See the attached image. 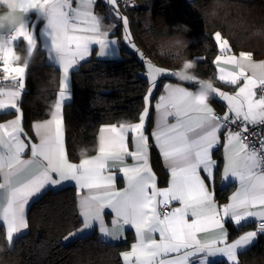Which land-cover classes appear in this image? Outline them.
Instances as JSON below:
<instances>
[{
    "label": "snow or ice",
    "instance_id": "1",
    "mask_svg": "<svg viewBox=\"0 0 264 264\" xmlns=\"http://www.w3.org/2000/svg\"><path fill=\"white\" fill-rule=\"evenodd\" d=\"M57 2L63 9L60 20L64 30L48 34L65 78L72 65L89 54L90 43L104 47L108 32L101 31L98 18L93 13L96 0H79L80 6L72 9V15L65 10L69 7V0ZM118 2L106 0L114 9ZM33 3L34 0H23L21 11H27ZM121 19L127 29L128 20ZM16 37H22L29 46H35L27 29L21 28ZM126 39L135 47L130 34ZM214 39L221 52L230 50L228 40L223 39L221 33H215ZM8 62L5 56L4 65ZM245 62L253 71L264 69V63L252 61L251 53H241L239 59L234 55L226 58L218 55L214 61L236 69L229 71L219 67L220 81L236 85L244 77V85L235 95L214 88L213 92L227 102L228 112L223 118H218L210 106L193 107L190 93L185 88L165 84L166 94L161 95L156 104L157 110L163 112L164 125L152 133V138L170 168L167 189L157 187L149 162V138L144 133L149 114L147 107L139 123L103 130L110 136L101 138L97 157L99 163L91 171L88 160L81 161L79 165L68 162L60 119L50 121L47 127L51 131L54 125V132L45 135L39 145L31 147L32 158L39 157L41 162L22 159L28 145L21 138L22 113L16 101L24 87L25 67H4V72L11 71L20 77L17 89L6 93L8 103L0 100V109L11 107L17 113L15 120L0 125V173L4 178L0 189L7 193L6 203L0 206V221L6 226L8 240L11 241L14 234L28 227L25 209L30 198L40 194L47 185L56 186L61 181L72 180L78 189H88V195L83 196L80 202L83 229H89L95 223L102 233L113 239L124 237L126 225L135 229L137 243L132 245L130 252L122 254L124 264H131L133 257L135 264H192L191 258L205 251L222 253L229 262L236 264L237 249L249 245L256 233L249 232L229 242L226 220L239 224L248 217H255L264 227V139L256 147L244 135L248 131L247 124H264V96L256 98L253 91L258 85L264 86V73L259 81L246 77ZM147 69L150 87L146 103L157 86V76L170 74L168 70L154 67L151 63L147 64ZM64 89L62 82L61 95H64ZM56 110H60L59 103ZM169 117H173L174 122H168ZM240 121L246 124L239 131H233L230 126ZM225 128L228 130L224 132L223 139L225 165L222 177L234 178L239 187L229 198V203L220 206L216 204L209 186L215 180L213 149L221 143L220 132ZM129 131L134 136V152L128 151L126 133ZM125 155L131 156L136 163L119 168L128 180V186L118 191L115 188L117 177L103 173L108 170L109 161L113 162L115 169L116 162L122 164ZM174 201H178L180 206L173 207ZM106 209L114 214L116 235H113L114 230L106 227ZM153 233L159 234V240L153 238ZM201 233H212V236L202 240L199 237Z\"/></svg>",
    "mask_w": 264,
    "mask_h": 264
},
{
    "label": "trees",
    "instance_id": "2",
    "mask_svg": "<svg viewBox=\"0 0 264 264\" xmlns=\"http://www.w3.org/2000/svg\"><path fill=\"white\" fill-rule=\"evenodd\" d=\"M223 4L216 7L214 0H135V5L123 8L136 50L120 40V58L92 56L71 73L72 98L64 108L65 149L70 160L84 157L79 152L81 148L87 151V156L96 152L100 128L131 124L140 119L149 86L148 79L142 75L146 60L172 70L179 67L183 58L193 59L197 77L227 87L214 78V60L219 53L214 39L216 31L228 40L234 53H251L256 59L264 57V0H223ZM213 10L216 14L210 15ZM96 11L104 14L108 9L100 0ZM179 25H187L190 31L179 33L189 42L187 48L177 53L167 50L164 43L177 35L178 29L173 26ZM116 29L115 34L121 39V28ZM19 48L23 50V45ZM59 80V69L45 63L42 52L36 49L27 65L25 91L19 105L26 131L32 121L50 115ZM163 81L166 79L158 83L152 99L160 94ZM212 102L221 114V104L214 99ZM149 125L150 122L147 128ZM148 138L150 165L163 185L165 170L155 144ZM215 157L217 176L222 162L219 150ZM230 189V186L216 188L215 196L225 199ZM26 221L27 232L12 241L6 239L0 226V264H121L120 253L130 243L127 240L110 244L95 233L83 237L72 235L81 226L73 186L44 191L30 203ZM240 231L231 229L230 237ZM236 264H264V235L238 254Z\"/></svg>",
    "mask_w": 264,
    "mask_h": 264
},
{
    "label": "crops",
    "instance_id": "3",
    "mask_svg": "<svg viewBox=\"0 0 264 264\" xmlns=\"http://www.w3.org/2000/svg\"><path fill=\"white\" fill-rule=\"evenodd\" d=\"M99 1L100 0H96L95 4L93 5V13L98 18L101 31L102 32L103 31L108 32L107 38L105 40V45L103 48H101L100 45L96 44L95 42L90 43L88 46L89 54L86 57H84L83 59H80V60L78 59L76 61V63L73 64L72 67L69 69L68 75L65 78L63 76V71H62L61 65L59 64V62L56 58V54L54 53L52 46H51V38H50V35L48 34L50 32V29H48L45 26V22L37 16L35 11L29 10L24 16L25 28L30 32V34L32 35L33 40H34V45H35L34 46V52L36 51V49H39L42 52V56H43L45 63L52 65V66H55L59 69L60 80H59L58 91L56 94V100H55V103H54V106L52 108L50 115L45 119L32 121L30 123L29 129L27 131L22 126V120H21V127L23 129V132L21 133V138L28 145V147L25 150V153L22 154V159H25V160L34 159L37 162H41L39 157L32 158L31 147L33 145H39L41 143L42 138L45 135H49V134H52L54 132V127H55L54 125L51 126V131L49 130V128L47 126H48L50 121H53L55 119H60L62 121L61 130L63 132L64 148H65V135L66 134H65L64 108H65V104L70 102V100L72 98L71 81H70L71 80V73L73 71L77 70V68L79 67V65L82 62H84L85 60L89 59L92 56L95 58H98V59H118L121 57V51L119 48V41L120 40H121V42H124V41L122 38L121 39L118 38V35L115 34V31L117 30L116 27L119 26V23L116 19L113 18L112 14L110 12L106 11V13L100 14L96 11V4ZM79 6H80L79 0H69V7L65 10L68 11L70 15H72L73 14L72 9L77 8ZM110 25H114V26L110 28L109 27ZM20 44L23 45V50L27 47V42L22 37H17V39L14 42V46L17 48ZM128 46L130 47V45H128ZM19 50H21V49L19 48ZM23 50H21V51H23ZM240 54L241 53H234L233 51L229 50L227 52H224V54L218 53L217 56L220 55V56H223L226 58L227 56H233L234 55L237 57V59H239ZM217 56H216V58H217ZM216 58L214 61H216ZM252 61L256 64H261V63H264V57L259 58V59L252 58ZM0 62L3 63V60L0 59ZM151 64L154 67L162 69V67H160L156 63H151ZM6 66L9 68L25 67V73L23 74V79L25 81V74H26L27 65L25 66L22 64H18V63H14V62L9 61L8 65H4V67H6ZM219 67H225L229 71L236 70L234 68V66H232V65H224L223 63H220V64L214 63L215 81H219L220 83L225 84L227 86V87H221V86L213 83L214 88L219 90V91H222L224 93H227L229 95H235L238 92L239 87H243L244 77H241L238 80L236 85L227 84V83L222 82L218 79V76H219L218 68ZM169 72L171 73L170 70H169ZM244 72H245L246 77H253L257 81H259L261 74L264 73V69L257 68L255 71H253V69L247 67V64L245 62ZM142 75L148 79V83H149V78H148L147 72H145V71L142 72ZM6 79L16 83L13 86L0 87V100H4L5 103H8V97H7L6 93L9 91L17 89L20 77L18 74L12 73L11 71H9V72H7ZM162 79H166V81L165 82L163 81V83H162V90H161L160 94L156 97V99H152V95H153L152 94L150 97V100L147 103L145 100V106H144V110L146 107L149 110V114L145 120L144 133L146 136L151 137L154 144H155V142L152 138V133L154 131H159L164 125L163 112H162V110H157L156 104L159 101V98L161 97V95L166 94L165 84L183 87L186 90H194L197 88L196 83H184V82L177 81L176 79H174L173 75L170 78L164 77L162 75L157 76V85H158V83H160V81ZM62 82L65 84L64 95H61V91H62L61 90V83ZM149 87H150V84L148 86V90L145 94V97H146V95H148ZM156 87H155V90H156ZM155 90H153V93ZM20 91H21V95L16 101L18 103V106L20 105V100H21L22 95L25 91V84H24L23 89ZM253 91H254V89H253ZM212 99L218 100V102L221 104L220 111H221V114L224 116L225 113L228 112L227 102L224 101L223 99H221L216 93L213 92L211 95V99L209 101V106L213 109L214 112L215 111L218 112V110L215 107L214 103L212 102ZM58 103L60 105L59 111L56 110V106ZM19 108H20V106H19ZM144 110H143V112H144ZM16 117H17V113H16L15 109H12L11 107H6L4 109H0V125H5L8 122L15 120ZM139 122H140V119L137 122L131 123V124L110 125V126H105V127L100 128L98 133H97L96 152L92 155L87 156V157L84 156V157H81L80 159H78L76 161H73V160H70L68 158V156L66 154V149H65V154L67 156L68 162L71 164H74V165H79L81 163V161L87 159L90 162L88 167H89V171H91L92 168L94 167V165H96L97 162H99L97 157L99 156V148H100L101 138L102 137L107 138L110 136L109 132L103 131V130L107 129L109 127H112V126H115L116 128L119 129L122 125L125 127H128L130 125H134V124L139 123ZM148 122H150L149 128H147ZM168 122H174V118L169 117ZM225 131H227V130L224 129L220 132L221 143L215 149H213V159L216 161V164H217V158L215 157V152L217 150H219L220 154H221L222 162H221L220 172H219V175L216 176L215 170H214L215 180H214V183L209 186L210 190L213 191V193H214V200H215L216 204H218L220 206H223V205L229 203V198L233 195V193H235L237 191V189L239 187V182L237 180H235L234 178L228 177L227 179H225L222 177V172H223V168L225 165L224 143H223ZM126 135H127L128 151L129 152L136 151V146L134 143L133 134L129 131L126 133ZM148 144H149V153H150V140H148ZM155 146H156V144H155ZM157 150H158V148H157ZM158 152H159V150H158ZM159 155H160V158H161V161L163 164V168L165 170V175H166L165 183L163 185H160L158 182V178H157L156 174L154 173V171H153V173L156 176L157 187L159 189H167L169 187V181H170V168L168 166V162L162 158L160 152H159ZM149 162H150V160H149ZM135 163L136 162L132 159L131 156L125 155L123 157V163L122 164H120L119 162H116V168L115 169L113 168V162L109 161L108 170H106L103 173V175L112 174V175L116 176L117 179L115 181V188L118 191H122L123 189H125L128 186V180L119 171V168L131 167ZM35 170H36V168L34 165L33 171H35ZM53 175L55 176V174H53ZM102 178H103V176H101V179ZM3 182H4L3 174L0 173V183H3ZM66 186H73L76 189V208H77L79 218L81 220V226L75 232H73L72 235L79 237L80 235L86 236V235L95 233V235L100 240L107 242V243H110V244H119L122 242H126L127 240H130L129 246L127 248H125L124 250H122L120 253L121 264H124L122 254L126 253V252H130L132 249V245L137 243V237H136L135 229L131 228L130 225L124 226V237L117 238V239H113L112 236L102 233L99 230V226H97L95 223L93 224V226L91 228L83 229L82 217L80 215V211H81V203L80 202H81V199L83 196L88 195V189H78L75 181H72V180L61 181V183L59 185H56V186L47 185L45 187V189H43L41 191L40 194L30 198L29 204L26 205L25 218L27 217V211H28L30 203L32 201H34L38 196H40L44 191H46L48 189L58 190V189L66 187ZM227 186H230L231 189H230V192L226 195L225 199L224 198L223 199H217V197L215 196V189L216 188H224ZM6 195H7L6 190L0 189V206H2L4 203H6V199H5ZM172 205H173V207H179L180 206L178 201L172 202ZM113 219H114V214H112L110 210L106 209L105 213H104V220H105L106 227L108 229L114 230L113 235H116V231H115L116 226L113 224ZM188 219L191 220V217H188ZM257 223H258V221L255 217H248L245 220H242L239 224H235L231 220H226L225 228H226L227 233H228L229 242L235 241L239 236H241L243 234H246L249 232H255L256 233L254 240L251 241L249 245L245 246L242 249H237V256L240 252L246 251L247 249L252 247L254 242L257 240L258 236L264 235V228L256 230V224ZM0 226H2L4 228L6 239L8 240L6 226L3 224L2 221H0ZM231 229H241V231L239 233H237L236 235L230 237ZM26 232H27V228L22 229L19 233H16L13 235L12 240H15L16 238L23 236ZM152 235H153L154 239L159 240V234L158 233H153ZM211 236H212V233H207V234L201 233V234H199V237L202 240L209 239ZM191 260H192V264H210V263L215 262V261H225L228 264L232 263V262H229L228 258L222 253H218V252L208 253L207 251L201 253L197 257L191 258ZM131 264H135V257L132 258Z\"/></svg>",
    "mask_w": 264,
    "mask_h": 264
},
{
    "label": "clouds",
    "instance_id": "4",
    "mask_svg": "<svg viewBox=\"0 0 264 264\" xmlns=\"http://www.w3.org/2000/svg\"><path fill=\"white\" fill-rule=\"evenodd\" d=\"M216 7H223V0H214ZM23 0H0V59L7 56L8 61L28 65L34 58V47L29 46L21 51L14 46L17 39L16 33L25 28L24 16L29 11H35L37 16L45 22V26L53 32H61L64 26L60 17L63 9L57 0H34L33 5L27 11H21ZM213 10L210 15H215ZM178 29L177 35L164 43V47L169 51L179 53L188 46V39L180 35L181 32H188L187 25L173 26ZM196 62L193 59L183 58L179 62V67L170 70L174 79L184 83H196L197 88L187 90L190 103L193 107H207L214 90V84L210 79L197 77L195 74ZM210 122V121H209ZM85 157L87 151L84 148L79 150ZM87 160V159H86ZM99 163V162H97Z\"/></svg>",
    "mask_w": 264,
    "mask_h": 264
},
{
    "label": "built area",
    "instance_id": "5",
    "mask_svg": "<svg viewBox=\"0 0 264 264\" xmlns=\"http://www.w3.org/2000/svg\"><path fill=\"white\" fill-rule=\"evenodd\" d=\"M119 4L122 8H129L135 5V0H119ZM3 68L4 64L0 62V87L15 85L16 83L6 79L7 72H4ZM254 92L256 93V98L264 96V86L258 85L256 88H254ZM214 113L218 118H223L220 112L215 111ZM221 122H223L222 119ZM244 124H246V122L240 121L235 125H231L230 127L233 131H239ZM247 128L248 131L244 135L248 137L249 143L256 145V147H259L258 142L264 139V124H247ZM225 129L228 130L227 128ZM263 228L264 227L259 225V222L256 224V230Z\"/></svg>",
    "mask_w": 264,
    "mask_h": 264
},
{
    "label": "rangeland",
    "instance_id": "6",
    "mask_svg": "<svg viewBox=\"0 0 264 264\" xmlns=\"http://www.w3.org/2000/svg\"><path fill=\"white\" fill-rule=\"evenodd\" d=\"M102 3H104V4L106 5V7H107V9H108V12H110V13L112 14L113 18L116 19V20L118 21L119 26H120L121 31H122V35H120V36H121V38L123 39L124 43H125L126 45H130V48H131V49L136 50L137 46H136L135 42L132 40V42H133L134 45H135V47H133L132 44L129 43L128 39H126V36H127L128 34H130V36H131V31H130V28H129V23H128L127 29H125V26H124V24H123V20L121 19V17L126 18L127 20H128V18H127V15H126L125 11L123 10V8L121 7V5L119 4V2H118V4H117V6H116V9H114L112 5L106 3V0H102ZM117 9H118L119 15H117ZM217 32H218V31H216L215 33H217ZM215 33H214V36H215ZM221 36H222V35H221ZM222 38L225 39L223 36H222ZM131 39H132V37H131ZM216 43H217V42H216ZM217 46H218V44H217ZM218 49H219V48H218ZM229 49H230V48H229ZM227 51H229V50H225L224 52H227ZM224 52H221V51L219 50V53H221V54H224ZM139 54H140V53H139ZM148 63H152V62L149 61V60H146V61H145V72H147V73H148V69H147V64H148ZM162 69L167 70L166 68H163V67H162ZM168 73H170L169 70H168ZM162 76L167 77V78H170L172 75H171V73H170V74H163ZM70 81H71V80H70ZM154 90H155V89H154ZM83 236H85V235H80L79 237H83ZM75 237H78V236H75ZM230 264H232V263H230Z\"/></svg>",
    "mask_w": 264,
    "mask_h": 264
}]
</instances>
